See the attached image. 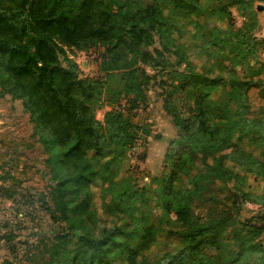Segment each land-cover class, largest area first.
<instances>
[{"label":"trees","instance_id":"1","mask_svg":"<svg viewBox=\"0 0 264 264\" xmlns=\"http://www.w3.org/2000/svg\"><path fill=\"white\" fill-rule=\"evenodd\" d=\"M161 1L0 0V95L22 104L39 144L58 150L45 159L53 185L48 202L41 201L65 226L49 232L50 251L40 264H253L264 258L258 242L264 213L258 224L253 217L234 222L232 216L245 202L264 209V112L255 113L249 104V92L258 84L248 75L255 40L245 32L229 40L215 22L229 17L224 0H216L214 12L202 0H175L195 8L194 19L203 18L209 40L195 48L202 59L211 66L226 52L232 65L209 78L196 73L186 56L179 71L180 61L169 63L166 55L185 48ZM155 35L162 41L152 55L148 47ZM95 46L104 48L103 82L81 78L74 64L62 65L63 48ZM142 64L165 71L172 84L178 82L176 101L184 102L181 95L188 91L193 105L186 119L165 105L177 128L169 157L178 173L155 180V189L147 184L134 190L126 178L127 152L138 127L115 109L102 126L94 106L111 107L123 97L131 108L140 105L149 81ZM214 88L224 89L222 102L212 99ZM181 144L188 152L179 151ZM228 187L236 190L230 210L219 195ZM94 188L110 198L106 210L122 214L124 224L93 236ZM161 225L169 227L167 237Z\"/></svg>","mask_w":264,"mask_h":264},{"label":"rangeland","instance_id":"2","mask_svg":"<svg viewBox=\"0 0 264 264\" xmlns=\"http://www.w3.org/2000/svg\"><path fill=\"white\" fill-rule=\"evenodd\" d=\"M174 1L162 0L160 3L170 21L175 22L179 28L178 42L184 46L185 52L182 48V51L175 55H166L167 62L175 64L179 60L181 71L186 65L187 56V62L192 63L195 72L208 77H212L218 70L221 73V69H231V57L226 52L217 56L216 62L210 66L195 51L196 46H201L209 40L202 29L203 18L198 16L194 19L197 11L195 8ZM215 2L216 0H202L204 8L212 12L217 10ZM223 5L228 19L215 17L214 20L226 30L229 40H235L237 32H245L251 40H255L256 58H249L252 74L248 75L258 81V84L249 92V104L255 113L260 114L261 111L264 112V0H224ZM258 6L262 7V10H257ZM137 7L142 8V4L138 3ZM161 41L158 35L153 36L148 47L152 55H155V50H160ZM104 56V48L101 46L87 50L65 47L60 51V60L64 67L74 64L81 78L102 82L108 74L102 68ZM142 65L149 81L144 88V101H141L140 105L131 108L128 100L123 97L116 100L111 107L102 103L94 106L95 118L102 126L107 112L115 109L138 127L135 139L127 152L130 169L126 178L134 190H141L147 184H151L155 189V180H160L169 172L178 173L177 168L170 164L169 157V142L176 138L177 128L165 105L173 108L184 119L188 117L189 108L193 105V96L188 91L181 95L184 102L176 101L178 95L174 86L178 82L174 81L172 84L171 77L165 71ZM211 68L215 73L209 75L208 70ZM211 97L222 102L226 97L224 89L214 88ZM243 147L252 153L259 152L254 146ZM179 151L186 153L188 147L181 144ZM55 152L58 150H50L48 146L36 141L33 124L22 104L8 96L0 95V264L5 261L11 264H40L42 255L50 251L47 239L49 232L58 225L65 226L54 221L41 201L44 199L48 202V193L53 185L45 159ZM179 175L183 176V173L180 171ZM228 188L219 195L224 198L223 206L230 210L233 198L231 196L236 190ZM91 195L94 207L89 225L91 235L99 234L103 228L110 230L124 224L122 214L112 215L106 210L105 205L110 203L109 197L103 198L100 190L95 188ZM154 204L155 201H151V205ZM154 212L160 213L158 206L154 207ZM262 212L264 213L263 208L245 202L243 206L232 209L233 221L253 217L254 223L258 224V214ZM159 230L163 237L168 236L169 227L161 225ZM258 242L264 249V231ZM143 249L147 250V246ZM253 264H264V258L256 257Z\"/></svg>","mask_w":264,"mask_h":264},{"label":"water","instance_id":"3","mask_svg":"<svg viewBox=\"0 0 264 264\" xmlns=\"http://www.w3.org/2000/svg\"><path fill=\"white\" fill-rule=\"evenodd\" d=\"M257 10H259V11L262 10V7L258 6V7H257Z\"/></svg>","mask_w":264,"mask_h":264}]
</instances>
